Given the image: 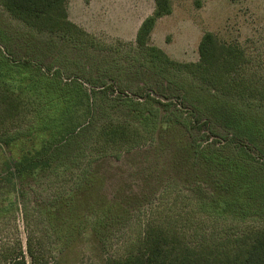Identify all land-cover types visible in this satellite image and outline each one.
<instances>
[{
  "label": "rangeland",
  "instance_id": "rangeland-1",
  "mask_svg": "<svg viewBox=\"0 0 264 264\" xmlns=\"http://www.w3.org/2000/svg\"><path fill=\"white\" fill-rule=\"evenodd\" d=\"M201 1L198 8L193 0H173V13L157 21L149 46L173 61L196 63L200 41L211 32L242 48L264 81V0ZM154 10L153 0H70L69 17L97 38L92 46L32 29L0 4V50L7 59L26 62L35 76L82 84L94 95L92 117L56 154L54 167L29 179L24 190L28 229L44 244L49 264H105L124 256L156 217L200 223L207 215L200 205L234 193L231 170L264 182V102L223 95L183 70L151 61L136 38ZM106 122L131 125L135 148L97 157L92 136ZM59 199L51 226L39 207ZM255 213L219 222L264 227V210ZM17 217L25 247L28 230L22 213Z\"/></svg>",
  "mask_w": 264,
  "mask_h": 264
},
{
  "label": "trees",
  "instance_id": "trees-1",
  "mask_svg": "<svg viewBox=\"0 0 264 264\" xmlns=\"http://www.w3.org/2000/svg\"><path fill=\"white\" fill-rule=\"evenodd\" d=\"M69 1L0 0V4L14 19L39 32L59 35L76 44L96 45L97 38L70 19ZM153 1L155 10L142 22L136 38L137 46L151 61L183 70L223 95L264 102V81L251 70L245 51L221 42L211 32L200 41L196 63L173 61L160 48L149 46L157 21L173 13V0ZM193 1L196 7L202 6L201 0ZM32 73L26 62L12 63L0 50V264H49L44 244L28 229L24 190L29 179H38L54 167L56 154L94 114L90 101L94 95L82 84L58 83L43 73ZM28 120L33 122L29 125ZM27 124L29 128L22 133ZM137 140V131L131 125L106 122L92 136L94 154L119 157L121 152L135 148ZM235 171L231 170L236 178L232 182L234 193L201 203L200 209L207 214L205 220L196 223L188 216L156 217L128 254L109 258L105 264H264V227L243 229L219 222L226 215L245 219L264 210V182ZM95 174L91 172L89 179ZM246 186L260 189L246 191ZM62 202L59 199L45 209L39 207L51 226L53 211ZM20 213L28 230L25 247L15 222Z\"/></svg>",
  "mask_w": 264,
  "mask_h": 264
}]
</instances>
